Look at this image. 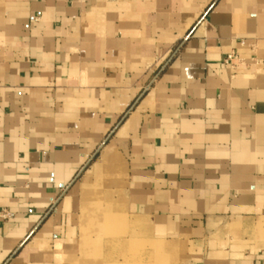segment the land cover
Returning a JSON list of instances; mask_svg holds the SVG:
<instances>
[{
    "label": "crops",
    "instance_id": "0c3cea01",
    "mask_svg": "<svg viewBox=\"0 0 264 264\" xmlns=\"http://www.w3.org/2000/svg\"><path fill=\"white\" fill-rule=\"evenodd\" d=\"M2 211L0 264H264V0H0Z\"/></svg>",
    "mask_w": 264,
    "mask_h": 264
},
{
    "label": "rangeland",
    "instance_id": "374dc122",
    "mask_svg": "<svg viewBox=\"0 0 264 264\" xmlns=\"http://www.w3.org/2000/svg\"><path fill=\"white\" fill-rule=\"evenodd\" d=\"M110 153L106 154L104 156V163L108 162V158H109ZM157 251L155 249H151V247L149 245H147L146 243H141L136 245V247H134L131 250V257L128 260V264H151L152 263V257L153 256H157L156 255ZM172 257V256H171ZM155 260H154V264H155Z\"/></svg>",
    "mask_w": 264,
    "mask_h": 264
},
{
    "label": "built area",
    "instance_id": "2783aa9c",
    "mask_svg": "<svg viewBox=\"0 0 264 264\" xmlns=\"http://www.w3.org/2000/svg\"><path fill=\"white\" fill-rule=\"evenodd\" d=\"M241 45H246V41H241ZM238 59V56L236 53H229L227 54L223 59H222V62L225 64V65H229L231 68H234L236 63H235V60ZM0 215L3 217V218H9L12 216V214L8 211H2L0 213Z\"/></svg>",
    "mask_w": 264,
    "mask_h": 264
},
{
    "label": "bare ground",
    "instance_id": "6f19581e",
    "mask_svg": "<svg viewBox=\"0 0 264 264\" xmlns=\"http://www.w3.org/2000/svg\"><path fill=\"white\" fill-rule=\"evenodd\" d=\"M108 151H109V150L106 151L107 154H108ZM105 155H106V154H105ZM95 164H96V163H95ZM96 167H97V166H96ZM94 171H95V170H94Z\"/></svg>",
    "mask_w": 264,
    "mask_h": 264
}]
</instances>
